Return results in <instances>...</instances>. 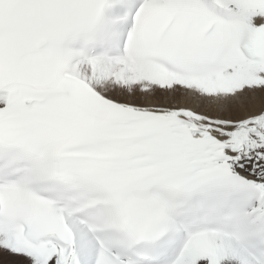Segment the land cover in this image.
<instances>
[{
  "label": "snow or ice",
  "instance_id": "obj_1",
  "mask_svg": "<svg viewBox=\"0 0 264 264\" xmlns=\"http://www.w3.org/2000/svg\"><path fill=\"white\" fill-rule=\"evenodd\" d=\"M0 264H264V0H0Z\"/></svg>",
  "mask_w": 264,
  "mask_h": 264
}]
</instances>
